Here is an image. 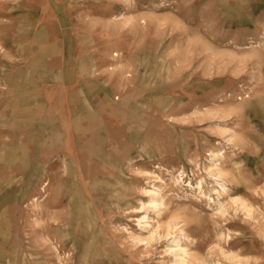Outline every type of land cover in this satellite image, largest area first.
<instances>
[{"label": "rangeland", "instance_id": "rangeland-1", "mask_svg": "<svg viewBox=\"0 0 264 264\" xmlns=\"http://www.w3.org/2000/svg\"><path fill=\"white\" fill-rule=\"evenodd\" d=\"M0 264H264V0H0Z\"/></svg>", "mask_w": 264, "mask_h": 264}, {"label": "crops", "instance_id": "crops-1", "mask_svg": "<svg viewBox=\"0 0 264 264\" xmlns=\"http://www.w3.org/2000/svg\"><path fill=\"white\" fill-rule=\"evenodd\" d=\"M63 53L64 51L62 49V51H60L59 56H51L50 63L48 64V62H46V68L47 66L49 67V74L51 77L47 80L45 79L46 81H45L44 86L53 91H58L60 94V99L57 102H56V99L53 98V100L51 101L49 99H45L46 103L60 104L61 106H63V104H67L69 102L71 103L70 105L74 107L79 106L82 110L83 105L85 104V101H86L87 103L90 104V108L93 109L92 107H94L93 105L94 102H100V101L96 99L88 98V97L86 100H84V96L86 94L84 93V89H83V86H84L83 80L85 77L89 75L90 77L92 75H95L96 74L95 70L97 69L90 67L89 63L85 62L84 59L75 57L72 60L70 58L65 57ZM92 84H94L97 87L103 86L105 89V86L102 84V81H94L92 82ZM68 91L72 92L75 96L74 98H71L69 101H68V94H67ZM63 92L67 94V97L63 95ZM103 93L104 94H101V95H105V94L106 96L108 95L107 92H103ZM109 96L110 95H108V97ZM115 97L114 98L111 97L113 106L125 105V102L122 100L123 98H121L119 101L116 102ZM104 101H106V99H104ZM100 108H103V107H100ZM100 108L97 107L96 111L99 110ZM74 110H77V108H75ZM93 110L95 112V109ZM51 122L49 124L51 129H53L52 134L49 137L50 139L52 138L51 143L52 144L61 143L63 141V130H62L63 129V124H62L63 123V113H59V115L58 114L51 115Z\"/></svg>", "mask_w": 264, "mask_h": 264}]
</instances>
